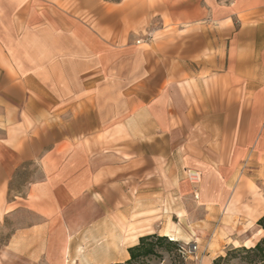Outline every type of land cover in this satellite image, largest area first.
Returning a JSON list of instances; mask_svg holds the SVG:
<instances>
[{
    "label": "crops",
    "instance_id": "0c3cea01",
    "mask_svg": "<svg viewBox=\"0 0 264 264\" xmlns=\"http://www.w3.org/2000/svg\"><path fill=\"white\" fill-rule=\"evenodd\" d=\"M139 1L129 25L167 19L186 37L172 72L144 49L117 61L113 23L0 0V217L27 214L9 246L31 263L122 262L140 236H174L162 209L193 207L191 192L230 224L243 161L264 154V0Z\"/></svg>",
    "mask_w": 264,
    "mask_h": 264
},
{
    "label": "rangeland",
    "instance_id": "374dc122",
    "mask_svg": "<svg viewBox=\"0 0 264 264\" xmlns=\"http://www.w3.org/2000/svg\"><path fill=\"white\" fill-rule=\"evenodd\" d=\"M122 1V2H121ZM124 0H51L53 7H61L67 13L79 17L84 23L96 22L99 19L101 24H112L110 35H115L117 45H125L123 48H117V61L124 60V66L127 62L138 56L140 49L147 50L149 56V67L156 71L157 56L162 57L165 71L172 72L177 64V55L179 48L185 44L186 37L183 32H176V26L172 25L167 19L160 23L153 19L152 22L137 23L129 25L126 14L129 13V5L139 6V0L132 2H123ZM120 3V4H119ZM76 14L80 15L77 16ZM111 22V23H109ZM114 31V32H113ZM184 36V37H183ZM151 44L155 47L150 46ZM176 44V47H173ZM125 51V52H124ZM161 60L158 59V62ZM162 65L161 63H158ZM123 65V64H121ZM161 67V66H160ZM245 131V129H244ZM1 134V131H0ZM245 135V134H244ZM264 150H261L263 152ZM264 154L260 153L256 158L247 159L245 157L243 165L237 175L240 182L244 183L241 192L242 200L238 197L234 199L233 222L224 221V211L218 216L210 215V209H203L198 205V199L194 198L191 192V198L194 199L193 207H186L187 202L181 195L179 208L163 207L162 217L165 223L168 221L173 230V237H177L181 245L180 251L184 258L178 256L176 250L162 252L159 256H153L149 259V264H212L214 258L219 255H225L231 245L227 243L234 239V242H257L264 238V231L256 224L258 218L256 213L264 211ZM248 157V156H247ZM30 178H35V167L26 166L25 169L17 171L15 176L9 182V196L15 190H22L25 182ZM197 185L198 182H193ZM192 202V201H191ZM166 203V202H165ZM172 211H176L171 219ZM187 212L191 214L190 221L187 220ZM28 216L24 212L17 214H6L0 217V264H46L32 262L28 257H18L11 251L9 240L12 232L21 227L22 221H27ZM171 220H173L171 222ZM174 222V223H173ZM168 223L164 231L168 232ZM196 246L195 255L184 254L182 248H192ZM241 246V245H238ZM197 256V258H195ZM240 264L239 260H234L230 264Z\"/></svg>",
    "mask_w": 264,
    "mask_h": 264
},
{
    "label": "trees",
    "instance_id": "16d2710c",
    "mask_svg": "<svg viewBox=\"0 0 264 264\" xmlns=\"http://www.w3.org/2000/svg\"><path fill=\"white\" fill-rule=\"evenodd\" d=\"M256 224L264 230V213L258 217ZM180 248L181 245L177 240L166 235L148 233L140 236L137 243L128 248L129 257L126 260L112 264H149L151 257L172 250H176L178 256L184 258ZM236 259L239 260L240 264H264V238L259 239L250 246L231 247L225 255L214 258L212 264H230Z\"/></svg>",
    "mask_w": 264,
    "mask_h": 264
},
{
    "label": "built area",
    "instance_id": "2783aa9c",
    "mask_svg": "<svg viewBox=\"0 0 264 264\" xmlns=\"http://www.w3.org/2000/svg\"><path fill=\"white\" fill-rule=\"evenodd\" d=\"M190 180H191V182H197V175L195 174V173H191V175H190ZM196 246H193L192 248L190 247V248H187V249H184V248H182V252L184 253V254H190V255H195V253H196ZM195 258H197V256H195Z\"/></svg>",
    "mask_w": 264,
    "mask_h": 264
},
{
    "label": "bare ground",
    "instance_id": "6f19581e",
    "mask_svg": "<svg viewBox=\"0 0 264 264\" xmlns=\"http://www.w3.org/2000/svg\"><path fill=\"white\" fill-rule=\"evenodd\" d=\"M169 224V223H168ZM166 227V226H165ZM134 233V232H133ZM133 235H135V234H133ZM166 235V234H165ZM131 236H132V234H131ZM134 237V236H133ZM171 239H174V240H176V238L175 237H172L171 236Z\"/></svg>",
    "mask_w": 264,
    "mask_h": 264
}]
</instances>
